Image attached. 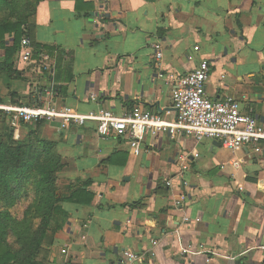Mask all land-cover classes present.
<instances>
[{"label": "crops", "instance_id": "obj_1", "mask_svg": "<svg viewBox=\"0 0 264 264\" xmlns=\"http://www.w3.org/2000/svg\"><path fill=\"white\" fill-rule=\"evenodd\" d=\"M27 30L29 59L22 46L8 58L16 33H1L0 62L11 60L14 76L0 74V111L14 139L35 131L56 142L60 175L82 180L76 187L90 178L94 194L90 204H63L68 215L58 219L49 264H120L125 250L145 264H264V148L232 151L218 140L158 133L137 156L126 138L98 136L94 122L14 128L2 108L124 115L140 106L173 118L168 76L208 60V96L233 97L264 121V0H42ZM193 149L200 155L181 175L180 157Z\"/></svg>", "mask_w": 264, "mask_h": 264}, {"label": "built area", "instance_id": "obj_2", "mask_svg": "<svg viewBox=\"0 0 264 264\" xmlns=\"http://www.w3.org/2000/svg\"><path fill=\"white\" fill-rule=\"evenodd\" d=\"M25 35L21 40L24 48V59L32 55L31 41ZM156 57H163L161 42L154 44ZM195 49H198L196 47ZM211 66L203 60L198 67L183 75H169L173 85L172 108L175 112L169 118L160 112L135 107L124 115H117L108 108L87 113L79 112L70 106L57 105H3L11 115V123L15 128L19 122H39L57 120L62 128L71 125L85 126L94 122L96 131L102 138L118 136L126 138L135 155H140L142 145L148 134L165 133L183 134L194 138L196 142L213 139L222 146L236 151L244 147H252L253 151L261 152L264 148V121L251 112H243L240 103L233 97L212 99L207 94V83L211 77ZM167 76V75H166ZM165 78V74H160ZM199 152L193 149L189 155L181 156L183 161L181 175L189 169L190 158H198ZM183 184L187 182L182 178ZM171 181L168 182V185ZM157 244V242H153ZM264 250V246L261 247ZM122 263L145 264L146 257L130 250L122 252Z\"/></svg>", "mask_w": 264, "mask_h": 264}, {"label": "trees", "instance_id": "obj_3", "mask_svg": "<svg viewBox=\"0 0 264 264\" xmlns=\"http://www.w3.org/2000/svg\"><path fill=\"white\" fill-rule=\"evenodd\" d=\"M40 1L0 0V36L6 32L16 33L15 46L7 49L8 58L21 46L25 35L30 37L27 30L30 16L34 15ZM162 32L161 29L158 31L159 34ZM13 67L14 63L9 59L0 62V74L13 77ZM55 72V81L58 82L59 70ZM62 91L65 93L64 89ZM2 113L0 111V118L4 120L0 121V206L7 209L14 206L21 199L22 192L30 187L36 203L28 205L27 209L31 211L26 210L24 222H34L32 215L35 214L39 225L35 229L25 225L24 232L17 233L16 241L10 242L8 233L14 228H10L13 222L8 220L12 215L9 211L0 212V264H49L50 249L60 229L58 219L68 215L63 204H90L94 198L89 190L92 180H83L80 187L76 186L82 180L71 181L66 192L58 193L57 182L65 164L56 151V142L40 137L35 131L24 139H14Z\"/></svg>", "mask_w": 264, "mask_h": 264}, {"label": "rangeland", "instance_id": "obj_4", "mask_svg": "<svg viewBox=\"0 0 264 264\" xmlns=\"http://www.w3.org/2000/svg\"><path fill=\"white\" fill-rule=\"evenodd\" d=\"M69 180L70 179L68 177L62 176L59 174V179L57 182L58 187H59L58 193L61 194V193L67 191L68 184L70 182ZM28 189L29 190L25 189L24 192H22L21 199H19L17 204H15L14 206L10 207L9 209L5 208L3 205L0 206V212L9 211L12 215V218H10L8 220V221L13 222V226H10V228H14V229L10 230V232L8 233L10 242L16 241L17 233L24 232V228L26 227L25 225H27V227L30 226L32 229H35L39 225L38 220H36L35 214H33V215L31 214L33 216L32 220L34 222L29 223V224H26L24 222V220H26V216H25L26 210L31 211V209H29V210L27 209L28 205L33 204V202L36 203V201H35L36 199L34 197V192H33L32 188L28 187ZM15 220L17 222L16 224H14ZM50 253H51V249H50Z\"/></svg>", "mask_w": 264, "mask_h": 264}, {"label": "water", "instance_id": "obj_5", "mask_svg": "<svg viewBox=\"0 0 264 264\" xmlns=\"http://www.w3.org/2000/svg\"><path fill=\"white\" fill-rule=\"evenodd\" d=\"M217 142H218V141H217ZM218 144H219V145H221V143H219V142H218ZM118 263H120V264H123V263H122V260H121V261H119Z\"/></svg>", "mask_w": 264, "mask_h": 264}]
</instances>
